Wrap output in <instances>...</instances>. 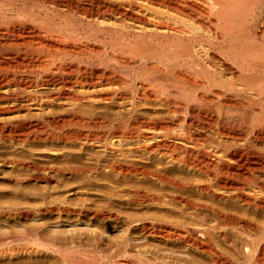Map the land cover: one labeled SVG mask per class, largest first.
I'll return each mask as SVG.
<instances>
[{
    "label": "bare ground",
    "instance_id": "bare-ground-1",
    "mask_svg": "<svg viewBox=\"0 0 264 264\" xmlns=\"http://www.w3.org/2000/svg\"><path fill=\"white\" fill-rule=\"evenodd\" d=\"M149 1L0 0V264H264V0Z\"/></svg>",
    "mask_w": 264,
    "mask_h": 264
},
{
    "label": "rangeland",
    "instance_id": "rangeland-1",
    "mask_svg": "<svg viewBox=\"0 0 264 264\" xmlns=\"http://www.w3.org/2000/svg\"><path fill=\"white\" fill-rule=\"evenodd\" d=\"M108 1H110V3L114 6L113 7V9H115L116 7V9L115 10H113L114 11V13H113V11H107V12H102V15L100 14L99 16H101L100 17V21H104V25L105 26H109V27H111V28H115V29H118V28H122V27H133V28H135L136 29V31L137 32H149V31H151V30H153V27H151L150 26V21L152 20V21H154V20H157V19H154V18H158V20L159 19H162V20H166V18H167V21H169L170 23H174V25H180L181 27H184V26H186L187 25V27L189 26H191V25H189L188 24V21H185V19H183V18H178V16L176 15H174L172 12H170V11H167L166 9H164V8H162V7H160V6H158V5H156V4H153V3H150V1H149V3L147 2V0L145 1V0H108ZM147 3V4H146ZM118 4V5H117ZM129 4V5H128ZM134 8V9H133ZM156 9H157V11H156ZM159 12V13H158ZM167 14H166V13ZM128 13V14H127ZM133 15V16H141V17H143V16H145L144 18H146L145 19V21H144V24H146L147 22L148 23H150V24H146V26L143 24V22H142V24H140L139 22H137L138 20L136 19H134L135 17H133L131 14ZM110 14V15H109ZM132 16V18H131V16ZM115 15V16H114ZM127 15V16H126ZM84 15H78L77 17L79 18V20H83V21H85V20H87V19H85V16L83 17ZM155 16V17H154ZM133 19V20H132ZM150 19V20H149ZM115 22H114V21ZM120 20H121V22H120ZM86 22V21H85ZM109 23V24H108ZM112 23V24H111ZM123 23V24H122ZM111 24V25H110ZM115 24H116V26H115ZM122 24V25H121ZM147 25H149V27H150V30H149V27L147 26ZM145 28H146V30H145ZM139 30V31H138ZM149 30V31H148ZM201 33H203V32H201ZM217 61V60H213V62H212V64L214 65V64H216L215 62ZM214 66H216V65H214ZM224 76H227V75H224ZM228 78V77H227ZM180 116H182V117H184V115L183 114H181ZM187 117V116H186ZM46 130H53V129H46ZM64 130H68V129H64ZM80 130H83V131H85V130H87V129H80ZM106 131H108L109 132V129L107 130L106 129ZM73 155L75 154L76 155V153H72ZM71 154V155H72ZM31 220V222H33L32 220H33V218L32 219H30ZM56 221V222H55ZM58 221V222H57ZM69 221V222H68ZM66 220V221H64L63 223H61V222H59V220H54V222H53V224H51V226H49L50 228H46V229H33L34 230V232H38V234H39V236H43L44 237V235H41V233H43L42 231H44V232H48V235L50 236V237H55V236H52L54 233L55 234H57L58 232H63V231H67V232H74V233H83V232H92V234L94 233H97V234H105V235H103L104 237H111V238H113L112 236L114 235V237L115 236H118V234H120V232H121V230L119 229V228H105L104 230H100L98 227H95V226H92V225H88V223L86 224V222L84 221H80V222H78V221H76L75 219H73V221L71 220ZM2 222V223H1ZM71 222V223H70ZM12 223V222H11ZM7 224L6 222H4V220H0V236H2L3 234H4V236L5 235H7V234H9L11 231H14V232H16V233H18V234H20V235H25V233H27V230L28 229H26V228H24V226L22 225H20V224H14V223H12V224ZM57 223V224H56ZM60 223H61V225H60ZM69 223V224H68ZM60 226V227H59ZM10 227V228H9ZM9 228V229H8ZM59 228H62V229H59ZM16 229V230H15ZM17 229H18V231H17ZM101 231H99V230ZM110 229V230H109ZM10 230V231H9ZM23 230H25V231H23ZM36 230V231H35ZM57 230V231H56ZM69 230V231H68ZM6 231H9V232H6ZM29 231V230H28ZM55 231V232H54ZM81 231V232H80ZM104 231V232H103ZM22 232H23V234H22ZM100 232V233H99ZM2 234V235H1ZM54 234V235H55ZM113 234V235H112ZM0 241L3 243H1L0 242V244L1 245H3V248H2V246L0 245V250H2V249H4V248H6L7 246H5V243H4V241H2L1 239H0ZM17 256H23V255H21L20 253L17 255ZM32 256H35V254L34 255H30V257H32ZM105 257V256H104ZM40 258H41V256H40ZM55 257H52V258H50V259H52V260H50L49 258H47L46 260L48 261V263H47V261H45V264H63L62 263V261H60V260H58V259H54ZM54 259V260H53ZM104 258H102L101 260L98 258V260H97V264H115L117 261H118V259L117 258H112V257H109V258H107V257H105V259L103 260ZM78 262V261H77ZM87 262V261H86ZM86 262H85V264H86ZM88 264V263H87Z\"/></svg>",
    "mask_w": 264,
    "mask_h": 264
}]
</instances>
